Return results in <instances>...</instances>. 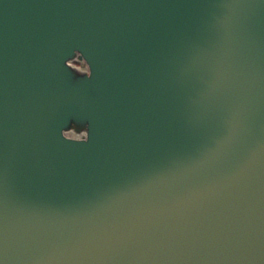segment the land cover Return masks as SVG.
Returning a JSON list of instances; mask_svg holds the SVG:
<instances>
[{
  "label": "water",
  "instance_id": "obj_1",
  "mask_svg": "<svg viewBox=\"0 0 264 264\" xmlns=\"http://www.w3.org/2000/svg\"><path fill=\"white\" fill-rule=\"evenodd\" d=\"M0 264H264V0H0Z\"/></svg>",
  "mask_w": 264,
  "mask_h": 264
},
{
  "label": "rangeland",
  "instance_id": "obj_2",
  "mask_svg": "<svg viewBox=\"0 0 264 264\" xmlns=\"http://www.w3.org/2000/svg\"><path fill=\"white\" fill-rule=\"evenodd\" d=\"M73 65H75L79 69H85V65L83 62H75Z\"/></svg>",
  "mask_w": 264,
  "mask_h": 264
}]
</instances>
